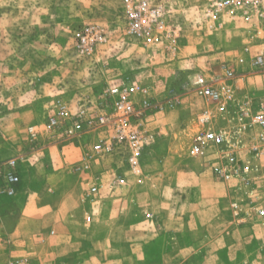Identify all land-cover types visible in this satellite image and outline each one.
I'll use <instances>...</instances> for the list:
<instances>
[{"label":"rangeland","instance_id":"obj_1","mask_svg":"<svg viewBox=\"0 0 264 264\" xmlns=\"http://www.w3.org/2000/svg\"><path fill=\"white\" fill-rule=\"evenodd\" d=\"M157 1L179 24L172 52L163 49V40L145 47L126 32L123 0H0V163L15 159L19 174L12 196L1 191L0 176V208L18 209L33 190H70L66 204L71 201L76 211L72 218L103 226L98 232L110 240L98 251L100 257L81 251L69 256L68 264H96L95 259L127 264L130 246L147 257L129 264H163V243L131 245L129 231L120 226L135 225L132 233L138 236L153 220L161 223L162 211L176 203L218 198L228 210L234 202L246 210L264 206V154L250 152L251 132L237 148V157L248 166L249 184L237 177L214 179L208 162L219 155L216 148L199 156L190 152L201 112H211V126L218 130L228 132L235 123V103L229 101L227 114L220 115L217 105L199 93L197 77L213 82L227 64L238 98L264 95V74L238 61L249 26L227 15L216 21L208 17V0H151ZM115 78L134 81V100L151 103L145 119L157 136L142 154L141 172L126 171V181L110 191L106 186L117 157L96 152L97 131L61 140L44 123L57 99L71 108L81 96L97 102ZM30 125L36 126L35 136L27 131ZM85 156L88 167L82 164ZM92 185L101 192L88 195ZM246 222L259 232L245 246L253 258L249 264H264V217L252 211Z\"/></svg>","mask_w":264,"mask_h":264},{"label":"built area","instance_id":"obj_2","mask_svg":"<svg viewBox=\"0 0 264 264\" xmlns=\"http://www.w3.org/2000/svg\"><path fill=\"white\" fill-rule=\"evenodd\" d=\"M123 3L126 32L134 40L142 41L145 47H154L163 40L165 51L172 52L176 48L180 37L179 24L164 3L163 6L151 0H123ZM206 15L215 21L227 15L249 26V40L243 45L238 61L250 67L251 71L264 74V0H208ZM86 36L87 33L80 35L82 40ZM224 67L226 70L222 77L208 82L200 75L196 84L199 93L214 102L222 116L229 110L228 102H234L236 110L231 117L235 123L228 132L218 130L211 126L214 118L211 112H201L197 116L201 129L193 137L190 152L199 156L209 148H216L219 155L208 162L214 179L226 182L237 177L244 184H249L248 166L237 157V148L242 146L247 132H251L250 152L255 157L264 154V95L238 98L235 74L227 68V64ZM137 88L134 81L115 78L97 102L81 96L74 100V107L71 108L69 102L57 99L55 109L44 123L46 131L61 140L76 137L83 130L97 131L96 152L117 157L118 164L111 171L110 182L106 186L110 191L126 181V171L141 172L142 154L156 140L155 130L148 126L145 119L151 103L146 99L139 103L134 100ZM27 131L35 136L36 126H28ZM88 158L84 157V167H88ZM15 164V159L0 163L1 191L8 196L16 193L19 182ZM100 192L98 185H92L88 195ZM252 211L256 216L264 217V206L246 210L236 202L232 204L233 215L239 223L248 221Z\"/></svg>","mask_w":264,"mask_h":264},{"label":"crops","instance_id":"obj_3","mask_svg":"<svg viewBox=\"0 0 264 264\" xmlns=\"http://www.w3.org/2000/svg\"><path fill=\"white\" fill-rule=\"evenodd\" d=\"M45 188L27 192L18 209L0 208V264H68L69 256L81 251L87 256H101L98 251L110 240L99 234L103 226H92L93 222L82 221L78 215L72 218L71 201L66 204L70 190L61 194L52 187ZM184 204L169 206L162 211L161 223L153 220L151 228L138 236L132 233L135 225L120 228L129 231L131 245L163 243V264H249L253 260L245 246L259 232H253L250 223L234 220L231 208H223L218 198ZM185 207L186 212L181 211ZM127 255V264L141 258L146 261L147 257L145 252L139 255L132 251L131 246ZM95 260L102 264L103 259Z\"/></svg>","mask_w":264,"mask_h":264}]
</instances>
